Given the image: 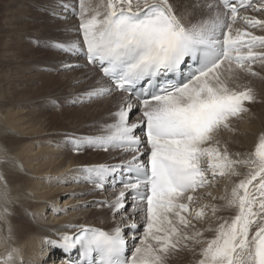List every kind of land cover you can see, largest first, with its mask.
Segmentation results:
<instances>
[{"label": "snow or ice", "instance_id": "6c2138e0", "mask_svg": "<svg viewBox=\"0 0 264 264\" xmlns=\"http://www.w3.org/2000/svg\"><path fill=\"white\" fill-rule=\"evenodd\" d=\"M78 9L76 38L64 29L68 38L48 47L84 58L102 77L66 102L103 100L114 91L125 96L111 123L68 143L77 153L119 150L127 156L120 165L78 170L83 182L99 190L120 174L117 194L100 202L114 220L119 217L111 231L81 227L75 237L63 235L49 247L66 253L78 248V264H168L177 252H196V246V264H264V133L243 158L219 138L257 102L254 90L238 81L259 76L255 64L264 66V35L250 30H264V19L246 14L251 9L264 15V0H78ZM197 11L205 14L184 22ZM186 60L196 67L185 76ZM62 67L81 66L64 61ZM168 74L182 78L158 81ZM134 109L138 119L130 121ZM238 168L247 173L230 193L197 195L218 177L240 176ZM0 183L7 189L3 174ZM205 198L224 203H200ZM3 199L10 202L6 192ZM225 210L233 212L230 219L217 216ZM209 211L221 222L197 229L194 221L204 222ZM9 215L5 207L0 219L7 223ZM205 231L213 236L204 239ZM14 251L0 264H14Z\"/></svg>", "mask_w": 264, "mask_h": 264}, {"label": "bare ground", "instance_id": "6f19581e", "mask_svg": "<svg viewBox=\"0 0 264 264\" xmlns=\"http://www.w3.org/2000/svg\"><path fill=\"white\" fill-rule=\"evenodd\" d=\"M43 1L45 2L46 0ZM61 1L63 0H60V2ZM254 1L255 0H253V2ZM44 2L43 4L39 5V11L41 13H43V11H45L46 9H49L47 8L49 6L48 4L49 2H45L46 5ZM94 2H98V0H94ZM185 2H187V0H185ZM64 4L68 5L67 2H64ZM9 5L10 4L1 5L0 3V13L4 15L5 13L6 14L9 13L10 12ZM34 5H36V2H33L32 0L30 2L26 1V3H23V5L19 7V11L22 12L21 15H23V12L27 11V9H29V11L30 8H34V10L38 9L36 8L37 6L34 7ZM66 10H68V7L63 8L61 10L63 13H61L60 15L61 17H65L66 21L64 23L54 22L53 24L55 28L57 27L56 29L61 27L62 30L59 31V34L56 35L52 41L59 40V37H61L59 35H62L64 29H72L73 31L74 29L76 30L75 26L77 25L75 24V22L73 24L69 22L70 18L72 19V17L70 13H66ZM250 10L246 14L254 15L255 12ZM39 11L35 17L36 19L42 21L46 17L44 16V14L43 16L42 14H39L40 13ZM48 13H51L52 16L53 12H51V8H50V12ZM202 13L203 12L201 11H197L195 14H197L198 16L205 14ZM55 16L58 17L59 14H55ZM48 20L50 23L51 19ZM0 23L3 24V22ZM16 24H18V22ZM3 27L4 24L2 28ZM237 27L243 28L245 26L243 24L238 23ZM250 30L252 31V29ZM254 34L263 35L262 32L260 33V29H258V31H255ZM71 38H74V36H71ZM18 48H20L18 54L21 55V53L22 54L26 53V50L24 48L21 47ZM10 53L12 52L10 51ZM10 53H6V54H10ZM1 55L4 54L2 53ZM52 57L54 58V61L53 63H51L49 67L47 66L48 68L51 67V69H53L55 68V66H60L62 62L68 60L70 64L72 65L78 64L82 67V69L80 67L71 71L73 75L75 74V76L71 77L70 75L72 73L70 75H66V77L68 78L66 79V83L63 84H65V86L69 89V92L78 91L77 93L79 94V92L81 93V91L83 90L84 93L85 90L89 89V87L92 86L93 80L96 79L95 77L96 70L92 69L93 66L87 64V61L83 60L82 57L73 58L65 55L62 56L54 55ZM8 59H10L9 55H8ZM79 59L83 60L85 63L83 61H80ZM4 61L8 62V60L7 61L4 60ZM192 65L193 64L190 62V60H186L185 64L181 66L183 75L185 74L184 72L185 70H190L192 68ZM259 65L261 64L259 63L256 64V66L258 67ZM258 73L260 75L257 77L248 76L247 78H245L244 76H241L240 80L238 81V83H240L241 85L248 84V86L249 85L256 86L254 88V93L257 97V102L252 105H249L250 111L248 113H244L240 118H237L232 121L233 131L225 130L220 134L219 137L221 140V146L223 147L224 145H226L229 152L233 155L239 153L240 158H243L247 154H250L254 151L255 146L258 142V137L262 133H264V70L261 69V72ZM1 77L2 75H0V174H3L5 180L7 181L8 186L7 189H5L4 184L0 183V214H2L4 208L7 207L10 212V215L7 217V221H8L7 223L4 220L0 219V258H3L8 252L15 249V251L13 252L14 264H65L64 260H66V258L62 257L63 255L60 252L62 248L57 247L54 253L56 256H59L57 260H55V258L51 259L50 256H48L49 249L47 248V244L49 241L58 242L60 241L61 237L64 234L75 237V235L80 232V229L81 227H83V225L89 226L88 228H97L104 231H111V229L107 230L104 228H100L97 225H96L97 227L96 226L90 227L91 224L89 223L90 219L87 217L89 215L88 213L89 211L82 208L85 207L82 204L85 203L84 200H87L84 197L88 193V187L87 186L82 187L83 185L77 182V180H80L79 177L75 181L77 188L74 187L75 185L72 186L73 188H76V191L71 192V189L73 188L70 186L73 183L71 179L74 178L73 176V173H75L74 171L79 173L78 170L81 169L83 166L95 163L92 161L93 154L91 153L90 155L87 156L83 155L85 157L82 158L81 155L79 154L84 153L85 151L77 153L73 151L70 146H64V140L68 138L70 133H75V130L65 129L66 127L57 128L58 126L57 124L59 123L58 118L52 117L50 113L46 111L50 106L49 103L50 100H56V102H58L60 101V99L65 98L60 96L57 97V95L59 94L61 95V92L60 93L58 92L61 90L54 91L53 93L56 94V92H58L59 94L56 95L51 94L52 96H49L51 92L44 93L47 92V90L50 88V86H52V84L53 86H57V85L61 86L62 83L59 81L60 79L54 80L52 77L53 82H48V80L51 79L50 78L45 83L41 82V85H39L37 88L35 87V89H29L25 87L24 90L18 89L15 90L14 92L13 91L9 92V90H7V88L4 86L3 83L4 80H2L3 77L2 78ZM101 77H102V73H100V78ZM8 80L6 81L8 82ZM17 80H19V76ZM77 80L83 81L85 83H79L82 84L81 86H79L77 84ZM62 81L64 82L63 79ZM55 96L57 98L52 99ZM124 96L125 94L114 91L111 97H108L106 99L97 102L95 108L97 109L98 115L102 119L100 120V122L102 121L104 122L107 120V123H111V114L118 109L120 101L122 98H124ZM67 98L65 99L67 100ZM34 101L37 102L34 103ZM110 103L115 105L114 109L112 110V113H109L108 111L106 112V106ZM81 110L84 111V108ZM83 111L80 112L83 113ZM77 112L79 111L76 110L75 114H77ZM137 112L138 110L136 109L133 110V114H134L133 121L138 119ZM68 114L69 113L67 112V115ZM98 118L99 117L94 119L99 121ZM90 119L88 118L83 122V124H85L83 125V128H87V129L90 128L91 130L93 126L94 127L96 126V124ZM104 124L105 123H102V125ZM97 127L95 128L97 129ZM74 128H76V126ZM74 128L72 127L71 129ZM78 129L76 128V131H78ZM94 130L95 129H93V131ZM236 133L238 134L237 137H236ZM90 135L93 134L90 133ZM82 159H85V161L81 162ZM113 159L115 158H112V156L111 158L106 156L104 161L98 163H103L107 165L121 164V161L120 162L117 161L111 164L113 162ZM96 165H100V164L96 163ZM238 171L241 173L240 176L231 177V178L218 177L212 187L200 190L197 193V195L207 197V193L210 191L212 193V196L220 197L226 194L225 191L226 189L228 193H230L232 186L235 183H238L240 179H243L244 175H246L247 173V169L245 168H238ZM118 177H121L119 173L117 174L115 179L110 177L109 182L106 184L109 186L111 185H115V187L117 186L119 191L121 186L116 184V180L118 179ZM105 189L101 191H104L105 193L107 192L106 193L108 194L107 196L112 194L109 197V201H111L117 193L115 194L110 190L108 189L105 190ZM5 192L7 193L8 200L10 202L6 203L5 200L3 199V195ZM69 193H71V196L69 195ZM61 199H63L62 201L63 203L61 202ZM77 201L78 204H76ZM200 203H216L218 205H222L224 202L219 199L211 200V198H205L201 200ZM232 215L233 212L229 210H225L217 213L218 217L224 219H230ZM116 220H114V223H116ZM102 221L105 220L103 219ZM219 222L221 221L211 217L210 211L208 217L205 219L204 222L194 221V223L196 224V228L200 230L206 229L209 224H212L213 227H215L216 224H218ZM9 229H11L10 232ZM139 231L140 230L138 229L137 240L139 238ZM212 236H213L212 232L205 231L203 238L210 239ZM133 243L134 241L131 239V236H129V248H131V245ZM199 247L200 246H196L197 248L196 252H188V251L177 252L173 257L169 259L168 264H196V260L198 259ZM67 258L69 260L75 261L76 264H78V261L80 259L79 249L78 248L73 249L71 253L67 255Z\"/></svg>", "mask_w": 264, "mask_h": 264}, {"label": "rangeland", "instance_id": "374dc122", "mask_svg": "<svg viewBox=\"0 0 264 264\" xmlns=\"http://www.w3.org/2000/svg\"><path fill=\"white\" fill-rule=\"evenodd\" d=\"M26 1L30 2L31 0H25V1L24 0L23 1H21V0H2L1 1L0 0L1 5H4V4H10L11 5V6L9 5V7H10V12L9 13L10 14L9 13H7V14L5 13V15H4V14L0 13V19H1L0 22H3V24H4V27H3L4 29H3L2 28L3 24L0 23V31H2V32H0V62L3 60L1 62L2 64L0 63L1 64L0 65V72H1L0 75H2V77H3V78L2 77L1 78H2V80H4V82H3L4 86L7 88V90H9V92L10 91L14 92L15 90H18V89L19 90H24L25 87H27L29 89H35V87L37 88L39 85H41V82L45 83L50 78L51 79L48 80V82H53V80H52V77H53L54 80L55 79H60L59 81L62 83L61 86L60 85L53 86V84H52V86H50V88L47 90V92H44V93H50L51 92L49 94V96H52L53 94L56 95V94H59L61 92V95L59 94V95H57V97L60 96V97H65V98H67L68 95H69L68 98L73 97V96L76 97L78 95H82L83 94V90L81 91V93L79 92V94L77 93L78 91L69 92V89L65 86V84H63V83H66V79L68 78V77H66V75H70L72 73L71 72L72 70H67V71L64 70V68L62 67V64H60V66H55V68H53V69H51V67L48 68L51 65V63H53V61H54V58L52 56H54V55L62 56L61 54L51 50V48L48 47V42L52 41L54 39V37L59 34V31L62 30L61 27L58 28L59 30L56 29L57 27L55 28L53 24H54V22L55 23H64L66 21V18L65 17H61L60 15H61V13H63L61 11L63 9L62 5L64 4V2H67L68 3V10H66V13H70V15L72 17V19L70 18L71 21L69 20V22L72 23V24L75 22V24L77 25V26H75L76 30H77L78 26H79V23H80L79 17H78V11H79V9H78V0H63L61 2H60V0L59 1L58 0H46L45 2H49L48 3L49 6L47 7L49 9H46L45 11H43V13H41L39 11V5L43 4L44 1L43 0H32L33 2H36V5H34V7L37 6L36 8H38V9L34 10V8H30L31 12L29 11V9H27V11H24L23 15H21L22 12L19 11V7L21 5H23V3H26ZM11 2H12V4H11ZM183 2H185V0H183ZM17 3H19V4H17ZM256 3L258 4L259 0ZM45 5H46V3H45ZM1 7H4V6H1ZM52 7H53L54 10L52 9ZM50 8H51V12H53L52 16H51V13H48V12H50ZM12 10L14 11V13H13ZM38 11L40 12L39 14H42V16L44 14V16L46 17L44 20L41 21L39 19H36L35 16H36V14H38ZM250 11H252V10H250ZM33 13H35V14H33ZM55 14H59V16L57 17V16H55ZM2 16H3V18H2ZM10 16H12V17H10ZM39 16H41V15H39ZM254 16H256V17H258L260 19L264 18V15H261L260 13H256V12L254 13ZM197 17H198V15L194 14L193 16H191L188 20H185L184 22L188 23L190 21L196 20ZM48 19H51L50 23H49ZM52 20H53V22H52ZM9 22H11L12 24L9 23ZM17 22H18V24H16ZM21 26H23V27H21ZM16 28H17V31H16ZM76 30L74 29L73 34H72V36H74V38L76 37V34H77ZM3 31H5V32H3ZM14 31H16V32H14ZM252 31L253 32L258 31V29H252ZM52 32H54V33H52ZM261 32L264 35V30H260V33ZM14 33H15V35H14ZM3 34H4V36H3ZM11 34H12V36H11ZM60 34H61V32H60ZM59 36H61V37H59V40H64V39L68 38V36H67L65 31L62 32V35H59ZM7 47H10V48H7ZM18 47L24 48L26 50V53L25 54L21 53V55L18 54L19 50H20V48H18ZM27 48H28V50H27ZM10 51L12 53H10ZM2 53L4 55L6 53H10V54H6L5 57H4V55H1ZM8 55H9V58L11 60L8 59ZM48 55H50V56H48ZM73 58H78V57H73ZM4 60H6V61L8 60V62H5ZM79 60L83 61L85 59L83 58V60H81V59H79ZM68 62H69V60H68ZM8 65H10V66H8ZM12 66H14V67H12ZM9 67H10V69H9ZM56 67H57V69H56ZM81 69H82V67H81ZM92 69H94V68H92ZM254 69L257 72H261V69L264 70V66L259 65V67H258L255 64L254 65ZM5 70H7V71H5ZM12 70L13 71L16 70V71L13 72ZM6 72H9V73H6ZM18 76H19V80L20 81L17 80ZM70 76L71 77L75 76V74L73 75V73H72ZM95 77H96V79L93 80L92 85H94L95 82L98 80V78H100V72L96 71ZM244 77L247 78L248 76H244ZM62 79L64 80V82L62 81ZM6 80H8V82ZM82 83H85V82H82ZM78 85L81 86L82 84H78ZM11 86H13V87H11ZM249 86L253 90L256 87L255 85H249ZM62 87H64V88H62ZM9 88H11V89H9ZM56 90H61V91H58L59 93L56 92V94L53 93ZM64 90H66L67 92L64 91ZM74 92H75V94H74ZM66 93H68V94H66ZM37 96H39V95H37ZM57 97L55 96L52 99L57 98ZM65 98L60 99V101L57 100L58 102H56V103L60 105L59 108L54 107L49 102L50 106H49L48 110H46V111L49 112L52 117L58 118L59 123L62 122L60 124L58 123L57 124L58 126L56 125L57 128H60V127L61 128H65L66 127L65 129L75 130V133H70L71 135L68 133L69 136H71V137L68 136V138H66L64 140V146H70L71 147V145L68 143V140H70L69 138H72V137H84V136L90 135V133L91 134L97 133L98 132L97 130H99L103 126L102 123H107V120L104 121V122L103 121L100 122V120H102V119L98 115L97 109L95 108L96 105H97V102L100 101V100L89 102V101H87L85 99V101L82 104L81 103H77L75 105H72L70 103H67L66 102L67 100ZM61 100H63V101H61ZM35 102H37V101H34V103ZM63 102H65V103H63ZM100 106H102V105H100ZM92 107H94V108H92ZM114 107H115V105H113L111 103L108 104L106 106V112L108 111L109 113H112V110L114 109ZM83 108H84V111L81 110ZM94 109H96V110H94ZM76 110L79 111V112H77V114H75ZM85 110H86V112H85ZM80 111H83V113L80 112ZM67 112L69 113L68 115H67ZM96 113H97V116H96ZM78 115H80V116H78ZM133 115H134L133 113L130 114V121H133V119H134ZM87 117L89 119L92 117L90 120L93 121L96 124L95 127L98 126L97 129L94 126L91 128V130H90V128H88V129L87 128H83V125H85V124H83V122L86 119H88ZM97 117H99L98 118L99 121L95 120ZM58 120H56V121H58ZM95 124H93V125H95ZM75 126H76L77 129L79 128L78 131H76V128H74ZM72 127L74 129H71ZM81 128H83V129H81ZM93 129H95V130L93 131ZM84 131H87V132H84ZM68 134H66V135H68ZM237 136H238V134L236 133V137ZM81 152H84V153H80L79 152L80 153L79 155H81L82 158L87 156V155H90L91 153L93 154V156H92L93 160L92 161L95 162V163L89 164V165H86V166L96 165V163L97 164H103V163H98V162L104 161L106 156H108L110 158L112 156V158H115V159H113V162L110 161V162H112L111 164H113V163H115L117 161L118 162H120V161L122 162L125 159V157L127 156L126 153H122L119 150H110L108 152H104V151L93 150V149H85V150H83ZM87 152H90V153H87ZM83 155H85V156H83ZM83 161H85V159H82L81 162H83ZM74 172H75V173H73L74 178L71 179V181L73 183H72V185L70 187H72L74 185H75L74 187H76V182L75 181L78 179V177L80 178V180H77V181H79V183H81L83 185L82 187H84V186L88 187V193L84 197L87 200H84L85 203H83L82 205L85 206V207H82V208L89 211L88 212L89 215L87 217L90 219L89 223H91L93 225L92 226L90 224V227H94V226L97 225L98 227L104 228V229H107V230L112 229L115 226L114 225L115 224L114 223V219L112 218L113 217L112 214L110 213V211L108 210L107 207L100 206V202L104 201V200H109V197L112 194L107 196L108 195V194H106L107 192L105 193L104 191H101L99 189H94L93 186L91 184H89V183L85 184V182H83L82 177L78 176L79 173L76 172V171H74ZM76 188L71 189V192H73V191L75 192ZM105 188H106L105 190L108 189V190H110L111 192H113L115 194L118 192V188H116L115 190H112L107 184L105 185ZM68 192H70V191H68ZM69 195L71 196V193H69ZM104 195H106V196H104ZM106 197H107V199H106ZM62 201H63V199H61V202ZM76 204H78V201L76 202ZM118 218L119 217H117V220H118ZM103 219L106 222L102 221ZM117 220H116V222H117ZM83 227H89V226L83 225ZM125 231L127 232V229H125ZM47 248L49 249V255L48 256H50L51 259L55 258V260H57V258H59V256H56L54 254L57 248H50L49 247V243L47 244Z\"/></svg>", "mask_w": 264, "mask_h": 264}]
</instances>
